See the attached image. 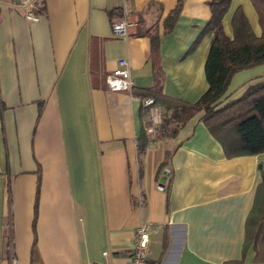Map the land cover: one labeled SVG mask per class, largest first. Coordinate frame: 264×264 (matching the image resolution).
<instances>
[{
	"label": "crops",
	"instance_id": "1",
	"mask_svg": "<svg viewBox=\"0 0 264 264\" xmlns=\"http://www.w3.org/2000/svg\"><path fill=\"white\" fill-rule=\"evenodd\" d=\"M208 1L182 0L164 32L177 0H35L36 21L0 0V264H130L142 223L148 264H264L244 239L264 153L227 157L197 112L139 158L145 99L104 85L126 59L133 90L152 86L155 59L162 93L195 102L211 34L188 49ZM127 6L136 25L115 37ZM237 7L259 35L250 0H230L224 33ZM260 81L264 63L235 72L219 106Z\"/></svg>",
	"mask_w": 264,
	"mask_h": 264
},
{
	"label": "trees",
	"instance_id": "2",
	"mask_svg": "<svg viewBox=\"0 0 264 264\" xmlns=\"http://www.w3.org/2000/svg\"><path fill=\"white\" fill-rule=\"evenodd\" d=\"M258 16L261 32L256 35L240 7L232 13V38L222 28L223 14L227 11L230 0L208 1L209 19L188 49L191 52L201 36L211 34V41L204 62L206 90L195 102H186L162 93L161 67L153 59L152 86L141 88L133 94H139L144 100L152 98L162 107V120L156 126L155 135L150 137L142 123L147 107L139 110L140 127L136 138L137 156H142L149 143L158 138H172L179 128L197 112H202V122L211 135L220 143L227 157L264 153V81L250 85L240 97L221 106V98L226 92L231 76L242 69L264 63V0H250ZM177 0L175 7L164 18V32L174 25L182 6ZM158 36L151 37V51L157 52ZM94 76L96 71L92 68ZM167 158H168V152ZM166 160V158H165ZM261 181L256 185L253 205L248 212L245 226V247L251 245L255 255L264 254V170Z\"/></svg>",
	"mask_w": 264,
	"mask_h": 264
},
{
	"label": "built area",
	"instance_id": "3",
	"mask_svg": "<svg viewBox=\"0 0 264 264\" xmlns=\"http://www.w3.org/2000/svg\"><path fill=\"white\" fill-rule=\"evenodd\" d=\"M15 3L23 7L24 17L30 21H36L39 18L37 13V5L35 0H14ZM131 7L127 6L123 10V14L120 18L113 20L111 23V33L115 37H127L129 30L136 25V21L130 19L132 16ZM105 86L109 90L115 91H130L132 88V80L129 72V65L126 59L117 60L116 67L114 70L107 72L105 75ZM144 106L147 107L146 114L143 119V127L146 133L152 137L155 135L156 126L162 120V107L155 105L152 98L147 97L144 100ZM163 186L159 185L158 189H162ZM149 225L142 223L136 229L135 242L130 250V264H148L146 261L145 251L147 248V241L149 240ZM106 254V252H104Z\"/></svg>",
	"mask_w": 264,
	"mask_h": 264
}]
</instances>
